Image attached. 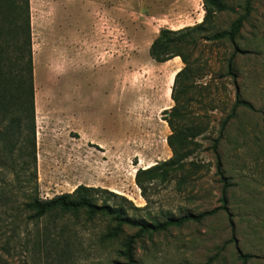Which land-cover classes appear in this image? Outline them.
Wrapping results in <instances>:
<instances>
[{
    "label": "rangeland",
    "instance_id": "obj_1",
    "mask_svg": "<svg viewBox=\"0 0 264 264\" xmlns=\"http://www.w3.org/2000/svg\"><path fill=\"white\" fill-rule=\"evenodd\" d=\"M244 1L226 0L236 12L219 15L217 31L229 29ZM29 7L37 163L27 195L34 187L43 200L81 185L101 188L125 198L138 209L123 203L129 214L143 220L217 210L201 223L139 240L136 264H264V0H254L234 45H201L188 106L206 132L184 170L153 183L148 199L135 175L172 158L164 111L174 106L171 88L184 67L179 58L156 63L149 49L161 30L201 23L202 0H29ZM234 49L233 79L226 65ZM237 93L253 109L239 110L218 146L232 183L225 211L212 140ZM12 180L0 169V264L125 262L123 244L135 229L107 240L109 222L83 213L29 221L12 211L26 201L8 194ZM239 255L250 258L243 263Z\"/></svg>",
    "mask_w": 264,
    "mask_h": 264
},
{
    "label": "trees",
    "instance_id": "obj_2",
    "mask_svg": "<svg viewBox=\"0 0 264 264\" xmlns=\"http://www.w3.org/2000/svg\"><path fill=\"white\" fill-rule=\"evenodd\" d=\"M253 2L254 0H245L242 14L230 24L229 29L217 31L215 26L217 17L225 13H235L236 10L226 0H202L204 16L201 23L179 30L163 29L153 41L149 49L153 61L163 64L179 58L184 67L176 74L171 88L174 106L164 111V121L171 131L167 144L172 152V158L147 169H139L135 175V183L145 199H148V191L153 183L159 181L165 184L176 172L184 170L186 162L194 155L195 149L192 145L206 132V126L202 122L198 124L199 116L191 113L188 106V95L201 74V56L198 54L201 45L203 43L234 45L253 12ZM237 55L238 49H234L227 59L226 74L233 79ZM241 108L253 109L251 104L242 100L237 93L229 114L220 125L217 138L212 140L216 174L223 185L221 209L225 211L227 192L232 183L223 170L218 146L227 126L237 117ZM36 146L29 0H0V169L14 175V180L5 185L8 194L14 199L19 196L26 197V201L15 202L16 206L12 211L16 212L17 216L26 213L29 221L40 220L52 213H83L89 220L103 218L109 222V230L104 236L107 240L118 239L124 234L125 228L135 229V234L125 240L121 255L125 259L123 264H136L133 248L139 240L169 229L182 228L192 222L201 223L217 213V210L205 211L198 215L187 213L179 217L170 216L163 221L154 218L138 219L129 214L123 203H129L134 211L138 209L125 198L108 190L83 185L72 193L52 199L43 200L39 196H34L32 193L37 191V187L32 188V193L27 195L25 190L31 188L36 179ZM116 199L120 200V204L115 202ZM248 258H250L248 255H239L243 263H246Z\"/></svg>",
    "mask_w": 264,
    "mask_h": 264
}]
</instances>
